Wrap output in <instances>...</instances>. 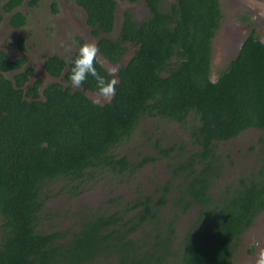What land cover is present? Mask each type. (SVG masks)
Instances as JSON below:
<instances>
[{"label":"trees","instance_id":"1","mask_svg":"<svg viewBox=\"0 0 264 264\" xmlns=\"http://www.w3.org/2000/svg\"><path fill=\"white\" fill-rule=\"evenodd\" d=\"M138 1L75 0L105 61L117 65L133 49L103 105L85 94L97 93L91 76L79 89L71 85L78 51L43 61L45 73L64 86L54 81L41 91L40 80L28 86L33 69L24 58L0 51V264H232L235 246L264 212V138L255 170L219 186L223 165L215 152L247 130L264 133V43L251 28L212 81L219 1L173 0L166 7L164 0H142L149 16L137 22L123 12L117 37H108L117 3ZM2 2L9 26L23 27L22 0ZM17 46L24 52L21 37ZM149 120L175 125L188 138L166 148L157 137L154 154L130 163L119 148ZM162 158L171 178L153 194L137 192L118 208L87 213L73 229L39 225L51 186L76 197L107 174L134 173ZM192 212L187 225H178Z\"/></svg>","mask_w":264,"mask_h":264},{"label":"rangeland","instance_id":"2","mask_svg":"<svg viewBox=\"0 0 264 264\" xmlns=\"http://www.w3.org/2000/svg\"><path fill=\"white\" fill-rule=\"evenodd\" d=\"M173 0H164L168 7ZM222 12L221 26L212 41L211 72L210 79L214 81L217 73L225 64L236 56V53L247 37L249 30H255L256 35L264 43V0H218ZM30 0H22L17 9L25 16V25L20 29L9 26L8 16L1 12L2 0H0V50L4 51L10 59L24 58L27 65L32 67L33 75L28 83L30 86L34 80H40L42 88L54 81L43 70V61L52 55L68 60L78 51L77 40L96 43L97 39L89 34L85 24V14L75 4V0H40L35 6H29ZM53 3L56 6H53ZM56 12L53 13V8ZM128 11L135 21H141L149 16V12L142 0L129 4L118 2L115 11L114 29L108 36L115 39L122 22L123 12ZM255 17V20H253ZM246 20V22L242 21ZM66 32L74 34L75 43L65 40ZM23 39L24 52L17 46V38ZM128 46V45H127ZM70 47V51H65ZM133 49L128 46V52L122 61L112 65L103 61L106 71L115 67L123 66L132 56ZM10 78V75H6ZM87 98L96 104L103 105L109 102L96 94L86 92ZM142 124V129L136 137L126 146L119 148L120 156H127V160L138 162L142 156L154 154V140L160 138L163 146L168 148L171 144L187 140V133L175 125L164 126L159 120H149ZM264 138V133L250 129L237 138L216 144L215 152L223 165V173L218 186L222 183L231 182L240 176L254 171L258 164L257 150L259 138ZM151 138L150 141L148 139ZM156 138V139H155ZM170 161L159 159L154 165L146 164L137 172L121 175L107 174L103 179H97L81 188L76 197H71L60 185L50 187L52 198L46 204L39 221L46 230H68L79 225L78 217L87 213L100 210H112L128 203L137 192L143 195H151L154 190L166 180L170 179ZM176 182V181H175ZM174 183V180H173ZM176 185V184H175ZM217 186V187H218ZM218 192V188L216 189ZM112 201V202H111ZM119 203V204H118ZM117 204V205H116ZM111 205H116L111 207ZM195 217V212L181 217L178 225H187L189 219ZM259 241L264 247V212L259 214L253 225L245 232L237 243L233 253L232 264H254L258 248L254 241Z\"/></svg>","mask_w":264,"mask_h":264},{"label":"clouds","instance_id":"3","mask_svg":"<svg viewBox=\"0 0 264 264\" xmlns=\"http://www.w3.org/2000/svg\"><path fill=\"white\" fill-rule=\"evenodd\" d=\"M253 20H255V17H253ZM65 40L74 44V34L66 32ZM65 51H70V47L66 48ZM72 63L69 79L73 88L79 89L91 76L96 81L97 97L110 100L115 95L117 69L115 67L107 69L110 78L99 74L96 65L99 63L103 67V61L100 60V49L96 43L85 42L80 45ZM254 245L258 248L254 264H264V247L260 246L258 240L254 241Z\"/></svg>","mask_w":264,"mask_h":264},{"label":"flooded vegetation","instance_id":"4","mask_svg":"<svg viewBox=\"0 0 264 264\" xmlns=\"http://www.w3.org/2000/svg\"><path fill=\"white\" fill-rule=\"evenodd\" d=\"M0 51H2V50H0ZM3 52H4V51H3ZM4 53H5V52H4ZM25 63H28L26 59H25Z\"/></svg>","mask_w":264,"mask_h":264}]
</instances>
